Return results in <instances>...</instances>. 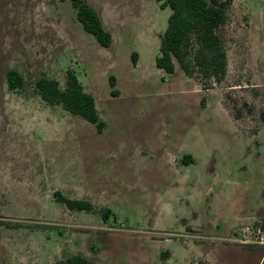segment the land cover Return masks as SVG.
<instances>
[{
    "label": "rangeland",
    "instance_id": "obj_1",
    "mask_svg": "<svg viewBox=\"0 0 264 264\" xmlns=\"http://www.w3.org/2000/svg\"><path fill=\"white\" fill-rule=\"evenodd\" d=\"M85 1L110 46L70 0H0V264H264L263 247L232 239L264 209V0L230 1L226 73L207 89L176 61L173 73L155 66L163 0ZM10 69L21 88H7ZM69 70L100 132L39 97L38 78L63 89ZM55 191L93 210H69Z\"/></svg>",
    "mask_w": 264,
    "mask_h": 264
},
{
    "label": "trees",
    "instance_id": "obj_2",
    "mask_svg": "<svg viewBox=\"0 0 264 264\" xmlns=\"http://www.w3.org/2000/svg\"><path fill=\"white\" fill-rule=\"evenodd\" d=\"M76 18L82 28L92 34L102 47L112 43L111 34L106 31L97 12L85 0H70ZM162 1V0H158ZM231 0H163L161 8L168 7L166 27L160 34L158 53L155 57L157 69L173 73L175 61L187 76L198 75L204 89L211 83H220L226 73V51L218 33L226 21V9ZM133 64L136 52L131 53ZM7 88L16 90L23 86V78L15 69L6 72ZM109 85L114 87L115 77L109 76ZM36 91L47 105H60L65 111L80 116L96 126L100 132L104 123L100 120L93 97L85 92L72 71L66 72L65 87L61 89L53 78L40 77L35 82ZM238 114V113H236ZM191 162L189 156L182 160ZM56 202L64 204L69 210H93L86 200L67 198L59 191L54 192ZM103 220L111 211L101 210ZM52 264H94L80 256L59 259Z\"/></svg>",
    "mask_w": 264,
    "mask_h": 264
},
{
    "label": "built area",
    "instance_id": "obj_3",
    "mask_svg": "<svg viewBox=\"0 0 264 264\" xmlns=\"http://www.w3.org/2000/svg\"><path fill=\"white\" fill-rule=\"evenodd\" d=\"M240 231V236H237V241L239 243L243 245L259 244L264 246V231L261 228L246 226Z\"/></svg>",
    "mask_w": 264,
    "mask_h": 264
},
{
    "label": "crops",
    "instance_id": "obj_4",
    "mask_svg": "<svg viewBox=\"0 0 264 264\" xmlns=\"http://www.w3.org/2000/svg\"><path fill=\"white\" fill-rule=\"evenodd\" d=\"M263 212H262V215L260 214V212L257 214V215H255V216H253V215H248V216H244L243 217V223H244V225L245 226H251V225H254L253 224V220L255 221V220H257V222H260V223H264V209L262 210ZM242 219V218H241ZM241 219H239V220H241ZM259 219H261V220H259ZM247 221H249L248 223V225L246 224L247 223ZM242 223V224H243ZM241 224V223H240ZM242 227H240V228H238L239 230L241 229ZM243 228H244V226H243ZM236 231H238L237 229L233 232V237H232V239H233V241H235V242H238L237 241V235H238V232H236ZM235 235H236V237H235ZM243 245V244H242ZM244 246H246V247H251V246H261V247H263L264 248V246H262V245H259V244H248V245H244ZM245 247V248H246ZM247 250H248V248H246Z\"/></svg>",
    "mask_w": 264,
    "mask_h": 264
}]
</instances>
